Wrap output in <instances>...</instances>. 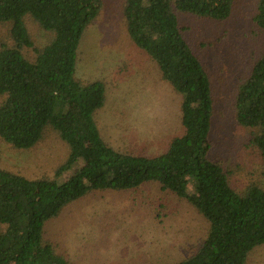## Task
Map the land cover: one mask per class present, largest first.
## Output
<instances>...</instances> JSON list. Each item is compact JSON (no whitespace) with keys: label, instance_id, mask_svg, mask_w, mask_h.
<instances>
[{"label":"trees","instance_id":"16d2710c","mask_svg":"<svg viewBox=\"0 0 264 264\" xmlns=\"http://www.w3.org/2000/svg\"><path fill=\"white\" fill-rule=\"evenodd\" d=\"M233 3L125 0L129 36L182 95V134L162 153L145 155L106 142L95 118L105 101V83L76 76L82 37L97 20L102 0H0V23L9 24L13 42L0 45V139L26 149L50 127L69 148L51 178L30 179L0 168V264H73L45 241L46 221L91 191L132 189L150 181L185 198L208 222L197 251L174 264H245L264 244V186L252 183L239 192L230 182L231 171L209 157L212 82L178 16L181 11L223 20ZM28 19L48 34L40 46ZM254 19L264 33V0H258ZM24 48L34 50V60ZM234 114L250 129V143L264 160V49L237 85ZM80 160L76 172L60 180Z\"/></svg>","mask_w":264,"mask_h":264},{"label":"rangeland","instance_id":"374dc122","mask_svg":"<svg viewBox=\"0 0 264 264\" xmlns=\"http://www.w3.org/2000/svg\"><path fill=\"white\" fill-rule=\"evenodd\" d=\"M124 5L125 0H102L97 20L82 37L76 76L105 83V101L95 118L107 143L124 152L160 154L183 132L182 95L132 41ZM257 5L258 0H234L230 16L223 20L178 12L185 36L212 82L209 157L231 171L230 182L239 192L252 183L264 186V160L250 143V129L238 124L234 114L237 85L264 49V33L254 19ZM28 26L37 46L48 40L31 19ZM2 42L13 43L7 23H0ZM23 52L36 57L32 48ZM3 99L0 96V103ZM68 152L59 132L49 127L26 149L0 139V168L30 179L51 178ZM81 164L68 168L60 180ZM207 232L208 222L194 206L150 181L132 189L91 191L47 220L43 235L73 264H174L192 256ZM245 264H264V244L251 251Z\"/></svg>","mask_w":264,"mask_h":264}]
</instances>
